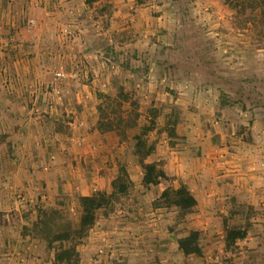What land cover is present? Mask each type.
I'll return each instance as SVG.
<instances>
[{"label": "crops", "instance_id": "crops-1", "mask_svg": "<svg viewBox=\"0 0 264 264\" xmlns=\"http://www.w3.org/2000/svg\"><path fill=\"white\" fill-rule=\"evenodd\" d=\"M2 2L0 211L6 215H0V264H53V252L44 242L24 236L23 226L36 219L38 204L62 210L74 206L79 213L78 197L92 195L96 190L109 192L119 167L128 168L124 163L109 162L108 156L121 153L124 143L119 146L115 131L98 129L100 94L118 90L117 81L125 91L133 82L139 91L149 84L156 92L157 82L146 83V78L151 74L161 77L157 61L163 64L169 60L163 51L166 48L173 52L178 45L174 23L184 7L175 0H108L110 6H100L102 1L88 6L85 0H5L7 6ZM68 28L73 36L66 34ZM161 30H169L171 35L155 34ZM237 36L233 41L223 37L235 52L242 49V39ZM172 68L173 65L167 70L170 75L177 71L176 81L166 86L173 84L170 88L181 89L190 83L193 91L199 85L195 78L184 79L189 74L184 71L185 65ZM58 70L65 73V78L67 74L59 99L49 94L54 90ZM185 95L187 103L177 98L174 104L185 117L186 128L178 135L188 143L174 145L165 166L158 163L169 179L146 188L140 179L142 169L139 179L127 169L135 189L140 188L143 195L129 197V209H118L124 212L122 218L112 220L102 232L116 237L117 242H125L126 247L116 246L112 251L113 259L130 256L128 248L145 258L146 251L156 248V241L163 240L164 235L172 241L173 235L163 231L168 210L151 206L170 186L185 185L197 200L192 226L205 230L203 225L209 226L210 221L212 224L218 218H232L227 225L223 221L221 233L225 234L224 227L230 223L248 225L243 243L264 242L260 238L264 237V169L255 164L264 153V107L245 111L237 106L220 108L219 98L211 88L202 94L205 101L194 93L195 96ZM153 99L146 103L152 104ZM140 103L144 104V100ZM204 105L205 110L201 109ZM193 106L201 110L193 113ZM215 112L221 115L216 117ZM169 181L165 186L164 182ZM14 193L25 195L30 212H20ZM14 219L20 227L13 231L10 222ZM104 219L101 223L114 218ZM188 233L184 232V236ZM173 240L176 244L175 236Z\"/></svg>", "mask_w": 264, "mask_h": 264}, {"label": "rangeland", "instance_id": "rangeland-1", "mask_svg": "<svg viewBox=\"0 0 264 264\" xmlns=\"http://www.w3.org/2000/svg\"><path fill=\"white\" fill-rule=\"evenodd\" d=\"M1 1H3V6H7V3H4L5 0H0V2ZM175 1H178L179 7H184V9L179 12L180 17H178V20L175 18L176 23H174V40L178 45H175L173 52H169L166 48L163 51L164 55L169 56V60H164L165 62H163V64H160L162 60L157 61L158 70L160 71L158 74H160L161 77L157 78L151 74L146 78V83H150L151 81L157 82L156 90H154L156 92L150 89L151 86L149 84L147 85V89L145 84V86L141 88V91H139L133 82H131L130 89L126 91L130 98L127 103L130 104V101L137 103L135 110L136 114H138L137 125L139 127L135 128L133 132H140V128L148 125L150 122L155 123V128L148 133L147 137L151 142L155 143V151L154 154L148 157L147 161H154L163 166L167 163L166 158H169L171 152H174V145L188 143L185 138L178 135L183 128H186L183 126L185 124V117H183L180 108L174 104V99L181 98L182 100L187 96L185 94L191 96L190 94L193 95L194 93L200 100L205 101V99L202 98V94H207L211 88L213 92H216L219 100L220 98H226V100H228L227 102L230 101L231 103H239L246 95L251 96L250 100L245 101L248 104L247 110L256 109L264 105V33H259V35L262 36L261 38L256 35L253 28L256 22H258V25H261V19L255 13L248 12L246 15L239 17L240 21L238 22L236 13L224 4L223 0ZM66 30L68 37L74 35L73 31L72 33L70 32V28ZM165 33L171 35V31L169 30L168 32L162 30L157 33L155 32V34L158 35H165ZM237 35L242 39V45H239V48L242 49H237L236 51L239 55L236 54L235 49H231L233 45L226 43V39L223 38L226 36L231 40L232 38L234 39V37H238ZM256 50H258V52ZM238 51L241 53H238ZM254 54L258 57H254ZM171 65L174 66L172 69H180L185 65L187 68L184 71H189V74H185L184 79L192 81L190 78H195L196 82L199 83V85L195 86L196 89H192L193 91H191V87L189 86L190 83L183 84L181 89H179L178 86L176 89L174 87L170 88L173 84L169 87L166 86L169 81H174L176 79L175 72L177 73V71L174 70V74L170 75L169 72L171 71L167 70ZM230 68L233 69L230 70ZM54 78L56 82H54V90L52 92L50 91L49 94L51 97L59 99L63 96L61 87L64 84V80L67 78V74L66 78L63 79H57L54 74ZM181 79L182 78L178 77L179 81ZM117 84H119V87L121 82L117 81ZM102 87L104 88L105 85H102ZM218 87L220 91L217 90ZM114 89H116L115 86ZM114 91H107L106 93H108L107 95L109 96H115L118 90ZM145 95L149 98L144 99ZM153 95L156 96V99ZM66 97L68 98V96ZM142 99L144 100V104L140 103ZM152 99L154 102L149 104V100ZM146 101L148 102L146 103ZM183 101L185 102L184 99ZM129 104L124 105L126 110H129ZM239 106L242 107V103ZM205 107L206 105L201 106V109L205 110ZM201 109L193 106L190 108V111L198 113ZM126 115L127 114L124 113V117ZM220 115L221 114H216V117ZM201 116L203 117L204 114H201ZM182 117L183 119H181ZM199 126L201 127L202 125L199 124ZM167 127L171 129L175 127L176 131L178 129L177 134L173 137H169L170 134L166 130ZM128 134L130 138L132 131H129ZM116 135L118 136L117 133ZM118 140L119 146L124 143V150L121 153L112 152L111 156H108L109 162L116 165L117 163L118 165L123 163L126 164L128 166L127 169L130 170V174L134 175L135 179H139L137 176L141 171V167L137 159L132 155L133 143L130 140L128 142H120V137ZM155 156L158 158L155 159ZM159 158L160 160H157ZM260 158L261 159L255 163L256 167L264 169V153ZM114 173L115 171L113 170V175ZM168 183L170 184V181L164 182L165 186H167ZM141 191L140 188L135 189L134 187L130 198H135L137 194L143 195ZM95 192H97V190ZM13 197L18 208L20 207V212L24 214L27 213V211L30 212L26 197L23 193H14ZM130 198L124 200L123 205H119L117 210L110 215L109 218L114 219L108 220L107 223H101L106 220L101 218L92 229L89 237L78 247L81 255L79 264H264V242L261 240L262 243L258 245H250L243 243V239L238 241L232 248L226 249L225 234L221 233L219 228L223 221L226 225L228 222H232V218H218L216 219V223L218 224H216L215 221L211 224L210 221L209 226L201 224L207 227L204 230L201 229L200 225V229L192 226L191 215L185 222L178 223L177 220H174V210L171 209L167 211V218L164 219L163 231L165 234L173 235L172 241L165 239L164 235L163 240L156 241V248L146 251L148 254L145 253V258L142 257L139 252L134 251L133 248H128V254H130V256H120L119 258L113 259L112 251L115 250L116 246H118L117 249L126 247L124 245L125 242L123 240L117 242L116 237L113 238L111 235L103 234L102 232H106L107 226L111 224L110 222L112 220L116 222L115 218H122L121 216H123L124 212L118 211V209H124L125 207L129 209L127 206H130ZM153 204L154 202L151 203V206H154ZM142 207L144 208V205ZM67 208V210L64 209L63 211L69 218L77 222L79 213L76 211L75 207L71 206ZM10 213L11 212H9V214ZM2 214L6 215V213L0 211V215ZM15 219L10 222V225L13 226V231L20 227L18 220ZM233 225L234 224L230 223L228 226ZM96 226L99 227L97 231H94ZM174 229H176L175 233ZM194 229H198L201 232L202 255L185 256L178 249L177 238L184 236V232H190ZM174 236L176 237V244H174ZM260 238L263 239L264 237L261 236ZM129 240L130 239H127L126 241L129 242ZM117 244L122 246L120 247ZM44 256L48 258L46 260L49 262V253H44ZM142 258H144V261L140 260ZM41 264H44V262Z\"/></svg>", "mask_w": 264, "mask_h": 264}, {"label": "trees", "instance_id": "trees-1", "mask_svg": "<svg viewBox=\"0 0 264 264\" xmlns=\"http://www.w3.org/2000/svg\"><path fill=\"white\" fill-rule=\"evenodd\" d=\"M100 6H110L108 0H85L88 6H94L101 2ZM231 8L240 21L239 17L248 12L255 13L260 19L254 23L253 28L256 35L264 33V0H223ZM102 4V5H101ZM258 13V14H257ZM246 17V16H243ZM262 38V36H260ZM102 103L99 105L98 129L102 132L115 131L121 141H131L133 143L132 155L137 159L142 169L141 183L148 188L155 186L169 177L156 162H148L147 159L155 151V143L151 142L148 133L155 128V123L150 122L142 126L140 132L133 130L137 125L138 114H136L137 103L130 101V108L126 110L124 105L129 102V94L122 86L118 87L115 96L100 94ZM251 96L246 95L242 101L227 102L226 98H220V108L229 109L237 106L239 109L247 110L246 100ZM254 101V100H253ZM242 103V107L239 105ZM256 103V102H255ZM264 107V105H262ZM261 106V107H262ZM254 110V109H251ZM124 113L127 115L124 117ZM170 136H174L175 128L167 127ZM132 131L129 138L128 132ZM134 189V183L124 165L119 167L118 173L111 182V190L97 191L89 196L78 197L79 218L75 222L62 210L58 208L46 207L42 204L36 205V219L29 221L23 226L22 233L33 240L44 242L49 250L53 252V264H79L81 255L79 246L87 239L101 218H109L124 200L130 197ZM155 208H165L176 212V219L185 222L192 215L197 206V200L185 185L179 187H167L154 201ZM247 226L224 227L225 247L230 249L247 236ZM201 232L191 230L186 236L177 238L178 249L185 256H201Z\"/></svg>", "mask_w": 264, "mask_h": 264}, {"label": "built area", "instance_id": "built-area-1", "mask_svg": "<svg viewBox=\"0 0 264 264\" xmlns=\"http://www.w3.org/2000/svg\"><path fill=\"white\" fill-rule=\"evenodd\" d=\"M55 76H56L57 79H63V78H65V73L63 71H61V70H58V71L55 72Z\"/></svg>", "mask_w": 264, "mask_h": 264}]
</instances>
